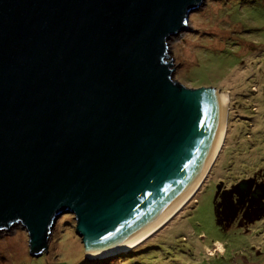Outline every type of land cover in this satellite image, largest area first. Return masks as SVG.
<instances>
[{
    "label": "water",
    "instance_id": "95a60500",
    "mask_svg": "<svg viewBox=\"0 0 264 264\" xmlns=\"http://www.w3.org/2000/svg\"><path fill=\"white\" fill-rule=\"evenodd\" d=\"M206 1L0 0V235L21 225L37 257L72 214L88 257L187 180L220 90L167 54Z\"/></svg>",
    "mask_w": 264,
    "mask_h": 264
},
{
    "label": "rangeland",
    "instance_id": "374dc122",
    "mask_svg": "<svg viewBox=\"0 0 264 264\" xmlns=\"http://www.w3.org/2000/svg\"><path fill=\"white\" fill-rule=\"evenodd\" d=\"M188 26L199 33L184 31L172 37L167 61L174 64V79L186 87H213L228 93L224 144L188 203L149 240L128 253L107 257L115 260L105 264H264V210L248 200L249 209L244 203L233 204V218L223 219L215 207L218 181L210 183L214 168L227 185L256 172L264 181V0H207L190 15ZM236 140L239 144L232 145ZM231 153L235 154L232 168L224 175ZM245 153L249 156L244 157ZM260 203L264 206V194ZM246 211L250 215L243 218ZM72 220V214L59 217L48 251L37 257L31 255L29 237L21 225L2 233L0 264L95 261L87 257ZM122 255L130 261H117Z\"/></svg>",
    "mask_w": 264,
    "mask_h": 264
},
{
    "label": "bare ground",
    "instance_id": "6f19581e",
    "mask_svg": "<svg viewBox=\"0 0 264 264\" xmlns=\"http://www.w3.org/2000/svg\"><path fill=\"white\" fill-rule=\"evenodd\" d=\"M229 107V95L225 92L215 93V113L213 128L209 140L205 147L204 160L198 167L192 171L191 175L185 180L165 202L157 206L151 213L150 218L145 224L125 234L117 245L111 248H90L88 258L104 259L117 255L119 253L129 252L132 248L139 246L155 235L163 226H165L196 194L203 179L209 172L212 163L216 159L218 152L224 144L227 131L226 112ZM204 161V163H203Z\"/></svg>",
    "mask_w": 264,
    "mask_h": 264
},
{
    "label": "flooded vegetation",
    "instance_id": "af4514ba",
    "mask_svg": "<svg viewBox=\"0 0 264 264\" xmlns=\"http://www.w3.org/2000/svg\"><path fill=\"white\" fill-rule=\"evenodd\" d=\"M251 181L237 182L235 184L231 185H223V188L220 192L219 198H215L218 200L217 207H218V213L220 211L221 217L223 219L228 218L231 220L234 216L235 209H232L233 204H238L239 206L241 204H245V208L249 209V201L250 202H256L258 203L259 207L264 210V206L260 203V198L264 194V181L263 179H256V177L251 178ZM243 186H240V185ZM222 197V198H221ZM250 214L246 211L243 214V218H247Z\"/></svg>",
    "mask_w": 264,
    "mask_h": 264
},
{
    "label": "trees",
    "instance_id": "16d2710c",
    "mask_svg": "<svg viewBox=\"0 0 264 264\" xmlns=\"http://www.w3.org/2000/svg\"><path fill=\"white\" fill-rule=\"evenodd\" d=\"M234 105H235V103H234ZM235 109V108H234ZM258 111V109H256L254 112H257ZM235 112H237L238 114H239V112L237 111V109H235ZM253 114H255V113H253ZM235 115H236V117H238L239 115H237L236 113H235ZM235 117V118H236ZM252 117V116H251ZM229 134V133H228ZM247 137H249V136H247ZM227 139H228V136H227V138H226V141H227ZM238 140V139H237ZM237 140L236 141H233L232 142V145H237V144H239V143H237ZM241 141H243V138H242V140ZM241 142H240V145H238L237 146V150L239 151L240 150V146H241ZM243 147V146H242ZM244 148V147H243ZM245 149H247V148H245ZM236 149H235V151L234 152H236L237 151ZM244 155V157H248L249 156V153H245V154H243ZM234 156H235V154H232L231 153V155H230V161H229V163L225 166V168H224V175H225V172L228 170L229 171V169H231L232 168V162H231V160L234 158ZM232 158V159H231ZM247 160H245V168L244 169H246V167H248V165H247ZM215 167H216V165H215ZM215 169V168H214ZM212 170V172H211V175H215L214 176V179L213 180H210V178H209V180H210V183H212L213 181H218L216 184L218 185V186H216L217 188H215V190H214V192H215V198H219V196H220V192H221V190H222V188H223V185H225V177L223 176V175H216V174H214L215 172V170ZM247 174V173H246ZM250 174H252L251 176H249V177H243L242 178V182H246V183H248L247 181H249V180H252L251 178H255L256 177V179H258L259 180V174L256 172V173H250ZM247 178H249V179H247ZM222 198V197H221ZM215 207L216 208H218L217 207V204H215ZM217 212H218V210H217ZM149 240V239H148ZM219 245H221V244H219ZM219 245H217V247L215 248V249H217L218 247H219ZM135 251V250H134ZM211 251L212 250H210L209 249V253H211ZM130 252V251H129ZM128 253V252H127ZM45 254V253H44ZM210 255V254H209ZM83 257V256H82ZM82 259V258H81ZM113 260H115V258L114 259H109L108 260V258L107 259H104V260H95V261H91V260H87V259H85V260H83V262H82V260L80 261V262H82V263H80V264H103L104 262H111V261H113ZM117 261H119V262H121V261H123V260H126V261H128L129 260V257H128V255H122V256H119L117 259H116ZM91 261V262H90ZM130 261V260H129ZM128 261V262H129ZM85 262V263H84ZM105 264V263H104Z\"/></svg>",
    "mask_w": 264,
    "mask_h": 264
},
{
    "label": "crops",
    "instance_id": "0c3cea01",
    "mask_svg": "<svg viewBox=\"0 0 264 264\" xmlns=\"http://www.w3.org/2000/svg\"><path fill=\"white\" fill-rule=\"evenodd\" d=\"M222 248H223V247H222ZM215 250H216V249H215ZM223 251H224V248H223ZM213 254H214V252H213L212 254L210 253V255H213Z\"/></svg>",
    "mask_w": 264,
    "mask_h": 264
}]
</instances>
